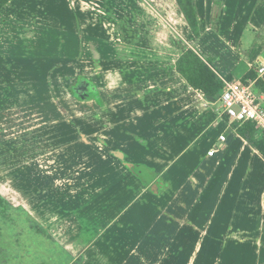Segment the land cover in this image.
I'll return each instance as SVG.
<instances>
[{"label":"crops","instance_id":"crops-1","mask_svg":"<svg viewBox=\"0 0 264 264\" xmlns=\"http://www.w3.org/2000/svg\"><path fill=\"white\" fill-rule=\"evenodd\" d=\"M79 1L87 7L79 12L72 0H12L0 11V77L27 75L25 61L39 70L49 64L43 75L35 72L49 76L39 82L47 86V98L74 88L77 78L68 76L91 77L92 84L83 80L99 93L104 110L103 122L96 119L101 127L90 137L106 140L116 156L108 166L113 176L98 175L96 193L88 200L78 197L83 189L71 192L81 183L32 182L31 189L39 191L33 198L48 204L43 210L34 204L33 219L47 222V231L56 235L65 253V264H105L102 237L107 236L125 246L126 255L118 252L117 264H153L145 258L147 241L154 235L166 244L165 253L169 238L175 239L174 258L165 255L155 264H264V156L239 135L219 100L193 89L176 68L192 49L221 79L243 80L258 71L264 66V0H195L198 38L177 0H144L147 5L94 0L88 11L93 0ZM92 11L95 21L87 18ZM66 12L71 23L72 13L79 14L74 24L80 29L78 53L73 57L62 50L50 57L44 48L47 55L35 57L36 68L33 57L23 56L34 49L17 37L51 34L66 23ZM57 18L63 21L55 24ZM8 60L21 63L18 67ZM257 79L264 82V73L258 71ZM257 79L247 82L263 106L264 89L257 87ZM37 84L32 81L31 86ZM5 85L13 86L0 84V92L8 91ZM263 136L264 130H257L258 139ZM91 202L100 203L90 211ZM85 214L110 217L102 230L92 233L87 249L82 237L88 240L89 234L81 224H74L71 232V221L80 222Z\"/></svg>","mask_w":264,"mask_h":264},{"label":"rangeland","instance_id":"rangeland-1","mask_svg":"<svg viewBox=\"0 0 264 264\" xmlns=\"http://www.w3.org/2000/svg\"><path fill=\"white\" fill-rule=\"evenodd\" d=\"M138 1L143 3L142 5H147L144 0ZM94 2V0L88 2L89 8L86 11L92 10L90 8L94 7ZM72 5L78 12L80 8H87L79 0H72ZM65 14L66 23L62 28L52 30L51 34H45L44 37L37 36L40 37L39 39H32V35L23 39L22 36L17 37L20 38V42H27L24 44L27 48L34 49L23 56L33 57L32 60L36 63L35 57L47 54L50 57L59 56L62 50L64 53L70 52L73 57L76 55L80 29H75L74 24H77L79 14L72 13L73 23L69 13ZM87 18L95 21L94 11L87 14ZM62 21L61 18H57L54 23L59 24ZM215 23V26H218V14ZM12 40L17 39L14 37ZM31 40L35 41L34 45L31 44ZM66 40H69V44H66ZM24 45L21 44L20 47ZM44 48L48 51L45 55ZM6 63L17 64L19 67L21 61L8 60ZM32 63V61L24 62L23 72L27 75L0 77V84H13V86L5 85L8 88L7 92H0V264H65L67 263L65 253L59 247L56 235L47 231V222L42 221L44 224L42 225L32 217V213L36 212V209H33L34 204L36 207L44 206L42 210L48 206L44 201L33 198L32 195L39 191L35 192L31 189L32 182L81 183L80 187L73 186L71 192L75 194L83 189V195L78 197H85L88 200L96 193L94 185L99 178L98 175L107 172L108 177L113 176L108 166L116 156L106 140L102 143L99 137H90L98 127H101L99 123L103 122L101 116L104 110L99 93L83 80L90 81L91 77L68 76L77 78V84L70 89L72 91L68 90L64 94L59 93L52 97L50 95L47 98L43 94L45 91L47 93V86L39 85V82L43 80L47 82L49 76L43 77L42 73L51 65L42 64L39 70L29 67ZM36 66L38 68L37 63ZM28 67L29 69L26 70ZM35 72L42 75L37 76ZM32 81L38 84L33 87ZM15 89L20 92L15 93ZM217 100L221 104L220 95ZM95 105L100 108L96 109ZM99 118V123H96V119ZM82 136L84 139L74 141L75 137L78 139ZM53 186L58 188L60 184ZM103 195H106V191ZM98 199L100 202H105L102 197ZM40 202L41 204L38 205ZM100 202H91L87 207L92 211L94 205ZM85 215L80 218V222L71 221V232H75L74 224H81L83 231L85 229L89 234L86 237L88 240L82 237L83 246L87 249V242L92 240L90 237L92 233L97 234L102 230L105 224L110 222V217L105 215L104 219H101L99 216L92 218L91 214ZM102 238L106 244L103 251L105 264H114V262L117 264L118 252L126 255L125 246L122 244L118 246L109 236ZM161 244L158 235L152 236L147 241L149 245L145 258L147 261L150 259L153 264L154 261L159 263L165 260V255L167 260L174 258L175 254L171 253V246L175 244L174 237L169 238L167 253L163 246L166 244ZM93 246L94 242L91 248ZM73 264H80V261H75Z\"/></svg>","mask_w":264,"mask_h":264},{"label":"trees","instance_id":"trees-1","mask_svg":"<svg viewBox=\"0 0 264 264\" xmlns=\"http://www.w3.org/2000/svg\"><path fill=\"white\" fill-rule=\"evenodd\" d=\"M12 0H0V11ZM179 8L184 14L193 34L198 38L201 36L199 18L196 10L195 0H177ZM176 68L181 77L196 90L202 91L208 98L214 99L221 95L225 88L222 79L214 72L211 66L205 62L194 50L189 49L183 53L176 63ZM258 71L255 68L243 79L256 80ZM257 87L264 89V82L257 79ZM238 126V133L255 147L264 156V136L257 137V125L253 122H246Z\"/></svg>","mask_w":264,"mask_h":264},{"label":"built area","instance_id":"built-area-1","mask_svg":"<svg viewBox=\"0 0 264 264\" xmlns=\"http://www.w3.org/2000/svg\"><path fill=\"white\" fill-rule=\"evenodd\" d=\"M259 73H264V66L259 68ZM225 88L220 95L223 115L232 123L243 125L246 122H253L258 130H264V108L260 104L259 98L255 94L252 83L238 81H228L222 79ZM225 136L220 140L225 141ZM215 148L209 151L212 156Z\"/></svg>","mask_w":264,"mask_h":264}]
</instances>
